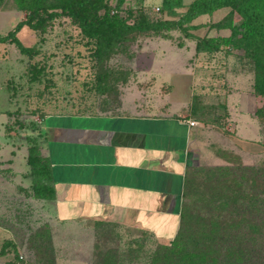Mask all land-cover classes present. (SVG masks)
<instances>
[{"label": "rangeland", "instance_id": "374dc122", "mask_svg": "<svg viewBox=\"0 0 264 264\" xmlns=\"http://www.w3.org/2000/svg\"><path fill=\"white\" fill-rule=\"evenodd\" d=\"M161 2L131 0L119 10L125 17L131 9L133 15L142 11L150 20L175 19L159 9ZM218 10L197 20H214L222 12ZM25 16L14 0H4L0 35ZM17 36L33 54L20 53L14 44H0V250L6 245L0 264H151L155 245L170 242L116 219L85 221L77 228L52 220L49 198L38 191V176L27 163L31 147L41 155L40 127L48 115L158 112L159 104L167 112H186L188 107L198 124L189 148L181 211L194 223L205 213V201L223 185V168H264V139L243 144L236 127L240 119L249 121L246 112L253 107L250 116L264 135V116L255 113L264 98L250 89L245 94L251 105L229 99V84L240 82L227 76L224 66L234 69L240 63L236 52L193 55L192 41L172 29L133 34L98 63L79 29L63 16L43 30L24 26ZM224 54L235 56L225 59ZM243 62L253 73L251 62ZM102 75L110 87L105 93L97 90ZM234 112L241 113L239 121Z\"/></svg>", "mask_w": 264, "mask_h": 264}, {"label": "crops", "instance_id": "0c3cea01", "mask_svg": "<svg viewBox=\"0 0 264 264\" xmlns=\"http://www.w3.org/2000/svg\"><path fill=\"white\" fill-rule=\"evenodd\" d=\"M190 1L184 0L183 11ZM219 9L222 12L214 20L195 18L191 24L198 27L190 32L199 37L229 35L228 29L211 26L229 12L228 7ZM187 39L184 38L188 42ZM190 40L194 55L195 41ZM225 56L230 59L235 55ZM243 61L234 69L224 66L226 75L231 74L240 82L229 84V99L240 100L242 106L245 100L249 105L250 101L253 103L245 94L252 89L253 73ZM161 105L156 106L158 112L53 114L43 119L40 151L48 164L53 189V197L47 200L49 216L57 225L77 228L85 221L116 219L148 231L157 240L174 237L179 226L189 148L198 123L189 115L188 107L186 112H167ZM250 112H246L248 122L240 119L236 124L243 144L264 139ZM240 115L234 112L232 116L239 121ZM190 120L196 124L190 126Z\"/></svg>", "mask_w": 264, "mask_h": 264}, {"label": "trees", "instance_id": "16d2710c", "mask_svg": "<svg viewBox=\"0 0 264 264\" xmlns=\"http://www.w3.org/2000/svg\"><path fill=\"white\" fill-rule=\"evenodd\" d=\"M3 1L0 0V5ZM129 1L14 0L17 9L26 16L14 29L0 35V44H14L20 53L30 56L33 48L21 43L17 36L19 30L24 26L43 30L63 16L79 29L82 39L91 46L93 57L101 63L133 34L177 29L185 38L195 41V55L229 50L250 61L254 95L264 98V0H191L180 14L176 10L184 7V0H162L159 9L176 18L159 20L148 19L142 11L133 15L131 9L127 17H121L119 9ZM223 7H228L229 12L211 26L228 29L229 35L199 37L190 32L198 27L191 24L195 18ZM113 9L116 13L111 14ZM129 17H134L132 22ZM105 80L106 76L99 77L100 93L110 89ZM255 113L264 116V103ZM27 163L38 176V191L51 199L53 189L47 183L49 167L37 148H30ZM222 174L223 185L205 201V213L194 223L192 217H185L180 211L176 234L168 244L155 245L151 264H264V168L226 167ZM185 187L186 175L183 198ZM16 258H19L17 254Z\"/></svg>", "mask_w": 264, "mask_h": 264}, {"label": "built area", "instance_id": "2783aa9c", "mask_svg": "<svg viewBox=\"0 0 264 264\" xmlns=\"http://www.w3.org/2000/svg\"><path fill=\"white\" fill-rule=\"evenodd\" d=\"M113 13H116V10H115V9L111 10V14H113ZM119 15H120L121 17H125L121 12H119ZM188 124H189L190 126H193V125L196 124V122L193 121V120H190V121H188Z\"/></svg>", "mask_w": 264, "mask_h": 264}]
</instances>
